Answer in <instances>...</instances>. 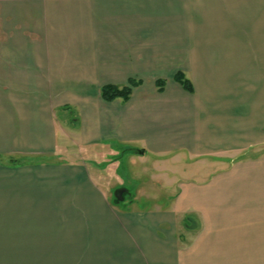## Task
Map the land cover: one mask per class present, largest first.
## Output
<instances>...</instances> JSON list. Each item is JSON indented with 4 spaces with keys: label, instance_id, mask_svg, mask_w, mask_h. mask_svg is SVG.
<instances>
[{
    "label": "crops",
    "instance_id": "1",
    "mask_svg": "<svg viewBox=\"0 0 264 264\" xmlns=\"http://www.w3.org/2000/svg\"><path fill=\"white\" fill-rule=\"evenodd\" d=\"M261 147L264 0H0V264H264Z\"/></svg>",
    "mask_w": 264,
    "mask_h": 264
},
{
    "label": "rangeland",
    "instance_id": "2",
    "mask_svg": "<svg viewBox=\"0 0 264 264\" xmlns=\"http://www.w3.org/2000/svg\"><path fill=\"white\" fill-rule=\"evenodd\" d=\"M62 116V115H61ZM64 117V116H62ZM71 120V119H69ZM76 140H70L69 142V145L70 147H72V152L70 153V155H68V157L64 158V157H61L62 160H67V159H70V160H75V158H80L81 160H85L86 163L88 164L89 168H91L94 172V174H96L97 176H101L102 178H104V175H107L108 173H113L114 171H116L117 169H119L118 167L120 166V163L119 161L117 162H112V163H108L107 165H104V169L103 168H99V167H95L93 165L94 162L100 164L102 162H106L110 157L111 155L113 154L114 155V152H116L117 150H113L111 152L110 149H104V148H100L99 149V153L96 155L95 158H92L91 155H85L86 153H88V151H85L84 149H80L78 146H74ZM261 155H264V147H261V148H257L253 151H251L250 153H247L245 156V158H254V157H259ZM64 158V159H63ZM125 158L123 159V162ZM84 161V162H85ZM93 162V163H92ZM121 175H122V171H120ZM120 180H121V184L122 186H124L126 189H128L129 193L133 192L134 189L131 188V183H125V180L120 176ZM123 182V183H122ZM108 195L111 196V193L108 192Z\"/></svg>",
    "mask_w": 264,
    "mask_h": 264
},
{
    "label": "trees",
    "instance_id": "3",
    "mask_svg": "<svg viewBox=\"0 0 264 264\" xmlns=\"http://www.w3.org/2000/svg\"><path fill=\"white\" fill-rule=\"evenodd\" d=\"M174 81L177 82L185 91L191 92L192 87L190 82L184 78L181 74H177L174 77ZM139 83L131 80L126 86H112L106 85L100 88L99 96L104 102H112L116 99H121L122 101H127L132 93V89L135 88ZM165 82L163 80L157 81L156 86L158 91L163 90ZM142 152V150H136L135 152Z\"/></svg>",
    "mask_w": 264,
    "mask_h": 264
},
{
    "label": "water",
    "instance_id": "4",
    "mask_svg": "<svg viewBox=\"0 0 264 264\" xmlns=\"http://www.w3.org/2000/svg\"><path fill=\"white\" fill-rule=\"evenodd\" d=\"M123 191L122 190H117L114 192V198L117 200V201H122L123 200Z\"/></svg>",
    "mask_w": 264,
    "mask_h": 264
}]
</instances>
